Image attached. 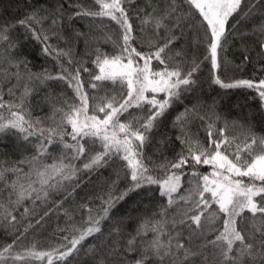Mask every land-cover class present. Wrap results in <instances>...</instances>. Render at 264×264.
<instances>
[{"label":"trees","instance_id":"obj_1","mask_svg":"<svg viewBox=\"0 0 264 264\" xmlns=\"http://www.w3.org/2000/svg\"><path fill=\"white\" fill-rule=\"evenodd\" d=\"M214 28L194 0H0V264H264V0Z\"/></svg>","mask_w":264,"mask_h":264},{"label":"rangeland","instance_id":"obj_2","mask_svg":"<svg viewBox=\"0 0 264 264\" xmlns=\"http://www.w3.org/2000/svg\"><path fill=\"white\" fill-rule=\"evenodd\" d=\"M204 11V13L207 15V18L210 20L211 24L215 26V31L220 33L226 18L228 17L229 13L233 10V8L236 6L237 0H194ZM143 58L137 59V61H134V64H131L133 71L138 74L136 76V81H134L133 87L136 88V91L134 93L135 97L140 96L143 92L145 93L146 90H148V87L156 86L159 87V82L156 83L153 81L149 74L145 72L144 64H143ZM106 68L108 72L111 73H117L121 72L122 68L117 66L113 62L106 63ZM108 130H115L114 127H110L108 125ZM234 150L229 151L230 153H233ZM236 166V165H235ZM238 166V165H237ZM238 170H240V166L236 167ZM179 186V179L178 178H171L168 180H165L162 184V190L164 193L170 194L173 191H175ZM264 191L261 192V194ZM255 201V199H254ZM143 229V228H142ZM142 230L138 229V233H141Z\"/></svg>","mask_w":264,"mask_h":264}]
</instances>
